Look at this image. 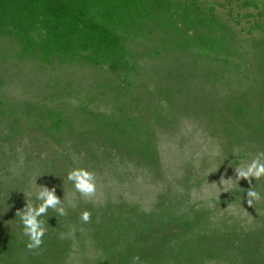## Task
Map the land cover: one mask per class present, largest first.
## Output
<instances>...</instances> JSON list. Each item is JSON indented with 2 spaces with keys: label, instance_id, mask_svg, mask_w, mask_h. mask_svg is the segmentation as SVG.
I'll use <instances>...</instances> for the list:
<instances>
[{
  "label": "trees",
  "instance_id": "16d2710c",
  "mask_svg": "<svg viewBox=\"0 0 264 264\" xmlns=\"http://www.w3.org/2000/svg\"><path fill=\"white\" fill-rule=\"evenodd\" d=\"M240 2L255 12L248 14L251 19H261L248 31L257 28L264 32V0ZM208 14L205 19L199 9L192 11L178 0H0V37H10L19 45L21 60L34 58L44 65L87 63L123 72L137 70V62L132 60L135 43L153 38L160 49L153 52L158 61L164 55H174L200 62L206 68L198 75L202 83L218 78L223 69H228L224 78L235 73L241 79L244 72L252 76L254 71L263 78L264 40L258 48L245 51L213 27L212 9ZM181 25L186 31H180ZM197 25H207L206 33H188ZM161 81L170 83L172 94L179 96L163 105L176 107L182 96L181 82L168 78L155 83ZM244 95H229L224 107L209 106L204 125L226 138L250 139L252 150L264 151V121L257 111L246 108ZM163 105L155 104L146 122L121 110L115 116L79 107L70 114L27 101L15 109L22 118H31L40 131L61 134L70 130L85 136L101 130L109 136L106 143L122 156H136L138 163L159 169L158 132L170 129L174 121L164 122ZM220 117L224 128L223 123L219 125ZM22 118H15L13 127L21 124ZM244 157L236 155L230 162L237 166ZM251 187L264 197L262 178L221 195L215 203L225 207L233 200L245 201L244 208L252 212L251 223L219 216L214 219L211 211L194 205L180 209L179 204L177 208L176 198L168 190L148 212L135 204L107 202L84 209L91 212L87 223L75 218H80L78 213L58 216L48 212L42 217L47 228L44 244L34 251L25 247L27 237L15 215L25 207L23 199L11 208L16 217L12 228L0 221V264H132L136 255L143 264H264V200L248 205L246 191Z\"/></svg>",
  "mask_w": 264,
  "mask_h": 264
},
{
  "label": "rangeland",
  "instance_id": "374dc122",
  "mask_svg": "<svg viewBox=\"0 0 264 264\" xmlns=\"http://www.w3.org/2000/svg\"><path fill=\"white\" fill-rule=\"evenodd\" d=\"M178 1L192 11L199 9L205 19L212 9L216 20L213 27L245 51L258 48L264 40L260 29L248 31L254 21L260 23L261 19H251L248 14L255 12L243 7L242 0ZM206 26L197 25L188 33H206ZM179 29L186 31L183 25ZM134 47L132 60L137 62V70L123 72L87 63L44 65L34 58L21 60L19 45L10 37H0V221L4 225L12 228L16 217L11 208L15 209L23 199L33 200L37 186L55 187V194L70 210L67 214L80 215L86 207L103 206L107 202L135 204L148 212L170 190L177 208L179 204L180 209L194 205L211 211L214 219L219 216L251 223L252 212L244 208L245 201L233 200L225 207H216L215 203L221 195L250 184L243 178L237 184L235 169L263 150H252L254 145L250 139L246 143L226 138L205 125L209 106L210 109L224 107L229 95L237 97L242 93L248 104L246 108L257 111L264 121V77L258 78L254 71L252 76L244 72L241 79L235 73L224 78L228 69H223L218 78L202 83L198 75L206 68L197 60L164 55L158 61L153 52L160 49L153 38L140 40ZM168 78L181 82L182 96L176 107L163 105L179 97L172 94L171 84L155 83ZM23 101L70 114L79 107L115 116L121 110L143 122L151 119L157 104L163 105L164 122L174 121L170 129L162 128L158 132L160 163L156 169L152 164L138 163L136 156H122L106 143L109 136L101 130L85 136L70 130L61 134L48 129L40 131L31 118H22L20 110L15 109ZM19 116L21 124L13 127ZM219 119L221 125L224 118ZM17 129L20 130L15 133ZM239 154L245 157L239 158V165H233L231 157ZM75 167L95 172L97 190L91 199L76 192L67 179L68 172ZM71 264L79 263L72 261Z\"/></svg>",
  "mask_w": 264,
  "mask_h": 264
},
{
  "label": "clouds",
  "instance_id": "9594fccd",
  "mask_svg": "<svg viewBox=\"0 0 264 264\" xmlns=\"http://www.w3.org/2000/svg\"><path fill=\"white\" fill-rule=\"evenodd\" d=\"M236 182L243 178L260 180L264 178V151H258L250 161H244L243 166L235 169ZM67 179L72 182L76 192L91 199L97 190L96 174L86 167H75L67 174ZM229 180V179H228ZM38 191L34 194V199L26 202L22 210H18L15 215L19 216L22 235L27 237L25 247L29 251L40 249L44 244V237L47 232L44 217L49 209H52L58 216H66L67 209L55 193V187L49 189L47 186H37ZM247 204L264 200V197L251 187L246 191ZM91 212L84 210L80 213L81 221L87 223L90 220ZM132 264H143L139 255L132 257Z\"/></svg>",
  "mask_w": 264,
  "mask_h": 264
}]
</instances>
